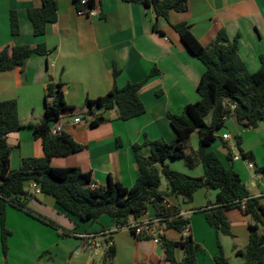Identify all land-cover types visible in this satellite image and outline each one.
I'll list each match as a JSON object with an SVG mask.
<instances>
[{"label": "crops", "instance_id": "obj_1", "mask_svg": "<svg viewBox=\"0 0 264 264\" xmlns=\"http://www.w3.org/2000/svg\"><path fill=\"white\" fill-rule=\"evenodd\" d=\"M56 4V21L46 25L44 34L36 36L27 9L39 7L40 0H0V49L6 45L35 47L42 44L50 50L47 56L31 55L22 72L18 68L0 72V101L15 99L19 123L24 126L38 124L44 116L47 83L50 80L61 83L64 101L74 109L62 112L53 125H60L62 132L69 134L84 148L65 157L52 158L51 165L77 167L82 172H90V188L92 185H106L108 177L124 187H131L138 176L133 144H140L145 138L174 141L175 133L167 113L178 114L186 104L199 99L196 86L204 66L184 47L169 23L189 24L191 33L203 46H207L220 29L230 39L238 35V56L249 73L259 68V57L264 54V0H187L186 11H169V23L162 19L157 21L158 31L152 29L155 20L153 11L139 3L94 0V12L90 16L76 13L72 0H56ZM10 11H15L18 17L20 32L16 35L10 33ZM153 68L158 73L148 78L138 90V97L145 108L143 114L120 120L116 118V112L110 110L104 113L107 118L104 123L88 126V120L83 117L86 99L106 94L113 84L122 87L127 83L140 82ZM114 69L117 71L115 77ZM75 117L84 122L72 124ZM222 134H227L229 139L223 140ZM236 137L240 138L241 150L252 154L253 165H264V120L255 128H245L230 115L224 119L223 127L210 145L224 164L239 175L250 196L258 197L264 205V177L257 174L254 168H248L242 158L233 159V156H241ZM117 139L120 146L116 144ZM6 140L12 147L9 157L11 169L18 168L23 158L43 155L40 139L35 138L28 127L9 133ZM189 142L193 147L190 148L196 150L197 133L190 136ZM141 152L147 155L145 149ZM228 154L231 161L226 162ZM164 163L190 177L203 175L201 165L188 168L182 159H167ZM35 187L32 182L25 184V190L31 194L27 208L32 215L7 206L4 218L5 225L13 219L25 221L22 224L34 244V256L49 253L53 241L57 244L61 241V233L64 237L73 236L81 249L94 252L95 248L102 250L100 242L103 235L113 232L112 243L118 258L122 245L116 232L121 229H114L107 215L100 216L96 223L80 222L60 211L51 196L35 192ZM216 194L217 190L200 188L188 202L167 194L163 203L166 209L175 210L189 220L188 228L183 232L166 229L163 231L165 237L180 240L190 233L192 239L202 246V252L196 256L197 264H213V256L218 251L214 228L207 223L203 212L195 211L212 205ZM226 217L233 236L219 235L218 240L228 263L236 264L235 258L239 257L235 255V250L246 246L252 220L238 209L229 210ZM38 218L56 225L51 226L56 234L52 242L48 240L49 230H52L50 225ZM151 219H155V211L152 205H148L146 213L137 220ZM8 229L11 233V229L16 230L14 225ZM150 240L134 242L131 264H168L161 259L158 243ZM14 250L11 243L4 256L0 242V264L30 263L24 261L27 254L32 256V248L26 249L22 260L18 257L22 252L17 248L16 252ZM80 250L77 248L76 252L79 254ZM181 257V250L176 249V261H180ZM88 261L89 256L84 264Z\"/></svg>", "mask_w": 264, "mask_h": 264}, {"label": "trees", "instance_id": "obj_2", "mask_svg": "<svg viewBox=\"0 0 264 264\" xmlns=\"http://www.w3.org/2000/svg\"><path fill=\"white\" fill-rule=\"evenodd\" d=\"M139 3L150 8L154 13L152 29L158 31L157 21L162 19L169 23L168 13L184 12L187 0H122ZM76 13L94 8V0L82 4L81 0H72ZM27 16L33 27V34L38 36L45 32L47 24L57 19L56 0H40V6L27 9ZM10 33L19 34V21L15 11L9 14ZM169 25L178 34L184 47L204 66L196 92L199 99L186 104L180 113H167L170 126L175 133L172 142L158 138H145L140 144H133L132 150L138 169V176L131 187H124L108 177L104 186L89 187L90 172H82L77 167H53L54 157H65L81 151L84 146L75 142L67 133L51 135L50 127L59 120L62 112L73 110L65 101L62 84L51 80L46 85L44 116L38 124L22 125L17 115L15 99L0 101V242L3 255L7 251V236L10 231L5 228L4 218L7 206L15 207L32 215L27 208L31 194L25 190V184L32 182L39 187L40 193L51 196L58 209L80 222H94L100 216L107 215L116 229L127 224L129 219H139L152 205L155 218L158 244L161 247V259L168 264H197L196 256L202 247L196 243L190 233L180 240L167 239L163 233L166 229L183 232L188 228V218L178 215L175 210L163 206L167 194L190 201L197 189L217 190L215 202L195 211L203 212L207 223L214 228L217 237V253L213 264H229L219 244V235L233 236L226 212L231 209L241 210L249 215L248 241L244 249L235 250L241 264H264V205L258 197L250 196L239 175L224 164L216 151L210 148L216 139V133L223 127L224 119L233 115L237 123L245 128H255L264 120V54L259 57V68L249 73L238 56V35L230 39L220 29L214 39L203 46L190 31L186 22ZM50 50L42 44L35 47L27 45H6L0 49V72L18 68L21 72L28 58L33 55L47 56ZM158 73L153 68L149 75L137 83H127L122 87L115 84L104 95L84 101V119L88 126L95 127L104 123L106 111L114 110L116 118L128 120L145 112L138 97V90L148 78ZM114 77L117 71H113ZM50 98V100H49ZM231 105L234 107L231 108ZM210 120L205 123V117ZM24 127L31 129L35 138L40 139L43 155L21 159L20 166L10 168L9 157L12 147L7 143V135ZM198 135V147L189 146L190 136ZM236 146L242 159L253 161L252 154L240 148V138L236 137ZM120 146V140H116ZM147 155L142 154V150ZM167 159H182L186 167L201 165L203 175L190 177L174 171L164 163ZM231 161V155L225 157ZM254 171L264 177V165L254 166ZM164 177L168 192L159 190L160 178ZM244 201V202H243ZM241 203H244L242 208ZM41 222L52 227L56 225L45 219ZM132 233L133 231L130 230ZM113 232L103 235L100 242L105 245L102 250L101 264H113L116 250L112 243ZM134 234V233H133ZM64 236V233L60 234ZM137 239L150 237L135 235ZM110 242V244H109ZM180 249V261L175 259V251ZM155 264V263H148Z\"/></svg>", "mask_w": 264, "mask_h": 264}, {"label": "rangeland", "instance_id": "obj_3", "mask_svg": "<svg viewBox=\"0 0 264 264\" xmlns=\"http://www.w3.org/2000/svg\"><path fill=\"white\" fill-rule=\"evenodd\" d=\"M88 119L89 118L85 120L87 121ZM204 120H205V123H208L209 117L206 116ZM189 146L193 148L191 145V142H189ZM235 152L237 151L235 150ZM159 190L163 193H167L168 188H167V183L164 177L160 178ZM102 217H107V216L104 215ZM97 221L98 220L94 221V223H96ZM22 223H25V221L13 219L12 221H8V223L5 225V228L8 231H10L8 228L11 225H14L16 228V230L11 229V231L13 230L12 231L13 234L10 232V235L7 236L6 241H7V248L12 243L13 247L15 248L14 250L15 252H16V248L18 249V251L22 252L21 256L17 254L19 259L22 260L23 258H25L26 249L28 248L33 249V254H31L33 257L32 256L30 257L27 254V257H26L27 260L24 261L25 263L30 262L29 264H36V263L37 264L39 263L40 264H84V261L89 256L90 261H88L87 264H101L100 252L104 249L105 245H102V250H99V248H95L94 252L93 251L90 252L88 249H81V246L78 245L77 240L73 236L64 237L61 235H59V238L61 239V241L57 244V241L56 242L53 241L55 239L54 235L56 234L53 232V228L51 226H49V228L52 230H49L50 234H49L48 240H50V242L53 241L54 243L50 245L49 253H44V255L43 253L42 255L40 253L34 256V244L31 242L29 232L28 231L25 232V229L23 227L24 225ZM114 229L116 228L114 227ZM260 232L264 235V227H260ZM116 233H117V240L122 245V248H120L118 258L115 257L113 264H131L132 254L134 250V242L135 241L149 242L148 240L151 239V238H148V239L137 240L136 237L134 236L135 233L133 234L130 230H127V229H121ZM158 245H159L158 248H160L161 250L160 244ZM77 248L79 250L81 249L79 254L76 252ZM235 263L241 264V259L235 258ZM132 264H137V263H132Z\"/></svg>", "mask_w": 264, "mask_h": 264}, {"label": "built area", "instance_id": "obj_4", "mask_svg": "<svg viewBox=\"0 0 264 264\" xmlns=\"http://www.w3.org/2000/svg\"><path fill=\"white\" fill-rule=\"evenodd\" d=\"M87 2H88V0H81L82 4H86ZM93 12H94L93 9H86L85 11L80 12L78 14H84V15L90 16L93 14ZM49 100H50V98H49ZM233 107L234 106L231 105V108H233ZM82 122H84V120L81 119L80 117H75L72 119V124H79ZM49 133L53 136L62 133L60 125H52L50 127ZM221 138L223 140H228L229 136L227 134H222ZM240 158H242V157L241 156H233L234 160H237ZM245 161H246L248 168H250V169L254 168V165L251 161H248V160H245ZM35 186H36L35 192H39L40 191L39 187L36 184H35ZM92 187H94V186L92 185ZM241 206H242V208H244V203H241ZM158 221H159L158 218L151 219V220H144V221H138V220L131 218L128 220L127 224L124 225L123 227H121L120 229L132 230L133 233H135V235H142V236L150 237L154 243H158L157 230L155 227V225L158 223Z\"/></svg>", "mask_w": 264, "mask_h": 264}]
</instances>
